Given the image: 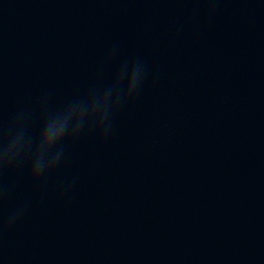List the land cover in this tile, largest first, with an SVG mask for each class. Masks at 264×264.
Listing matches in <instances>:
<instances>
[{
  "label": "water",
  "instance_id": "water-1",
  "mask_svg": "<svg viewBox=\"0 0 264 264\" xmlns=\"http://www.w3.org/2000/svg\"><path fill=\"white\" fill-rule=\"evenodd\" d=\"M0 264H264V0H0Z\"/></svg>",
  "mask_w": 264,
  "mask_h": 264
},
{
  "label": "clouds",
  "instance_id": "clouds-1",
  "mask_svg": "<svg viewBox=\"0 0 264 264\" xmlns=\"http://www.w3.org/2000/svg\"><path fill=\"white\" fill-rule=\"evenodd\" d=\"M84 101L73 102V104L69 106L66 110L80 107ZM65 111L51 115L44 126L38 147L35 152V156L38 158L37 168L40 170V174L34 175L32 172V176L34 179H38L41 173L44 172L46 169L52 170L56 167L63 153V149L57 148V146L65 139L66 135H70L72 138L77 137L83 128L81 127L76 130H70L67 121L63 118V113ZM89 123L94 125L97 130L103 129L104 133L107 132L106 129L102 127V125L98 123L95 119L91 120ZM54 148H57V150L54 154L50 156L49 166L47 168H44L42 163L43 156L45 153L50 155Z\"/></svg>",
  "mask_w": 264,
  "mask_h": 264
}]
</instances>
